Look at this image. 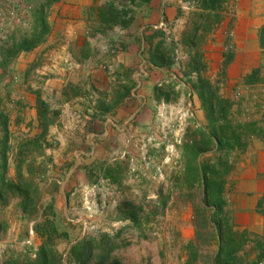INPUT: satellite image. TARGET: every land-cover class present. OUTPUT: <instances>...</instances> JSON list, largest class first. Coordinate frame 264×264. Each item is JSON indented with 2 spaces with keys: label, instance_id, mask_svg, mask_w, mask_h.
<instances>
[{
  "label": "rangeland",
  "instance_id": "374dc122",
  "mask_svg": "<svg viewBox=\"0 0 264 264\" xmlns=\"http://www.w3.org/2000/svg\"><path fill=\"white\" fill-rule=\"evenodd\" d=\"M64 2L66 0L55 3L62 7ZM239 3L240 0H224L220 22L212 31L199 29L195 34L196 26L208 13L200 11L195 3L174 1L175 17L160 24L161 28L152 29L153 33L144 35L147 36L145 43L152 46L147 52L151 60L161 39L159 35L151 43L148 39L157 31L164 34L165 40L158 52L159 57L163 56L159 68L164 74L152 92L137 89L134 96L126 100L130 109L138 111L128 113L135 130L134 139L119 146L118 156L126 163L124 176L118 175L115 179L119 182L105 181L93 168L90 175L93 182L77 187L76 190L83 193L74 194L75 198L82 199V205L78 203L80 208L66 207L58 211L54 195L56 188L61 186V178H43L44 163L37 164V157L30 154L20 156L16 182L4 187L6 204L0 207V216L9 222L0 225V233L5 235L10 221L18 225L10 229L8 241H3V236L0 239V264L10 258L20 261L24 256L34 260L42 244L37 233L42 225L55 228L50 242L58 264H264V201L258 207L264 196L255 207L260 219L254 221L247 213V201L241 202L244 207L240 209L237 198L233 202L232 197H236L234 184L225 176L223 210L216 213L211 203H203L202 184L195 175L196 163H212L219 156L229 160L233 170L246 150L236 148L221 152L205 146L203 134L209 129L204 105L196 91L199 77L225 102L226 122L236 131L239 142L247 140L248 146L253 138L261 137L264 132V121L254 118L262 102V93L259 94L254 86L258 83L264 91V52L256 69L235 83L226 81L228 65L237 53L235 25ZM53 4L47 5V0H30L18 25L20 30L16 31V37H11L12 41L31 35L39 26L35 16L38 10L48 21ZM94 4H98V9L94 12L96 15H91V21H100L105 27L117 25L130 40L131 14L117 17L116 23L110 21L109 5L121 11L127 1L95 0ZM8 23L14 27L12 22ZM109 31L115 36L121 34L118 28ZM215 39L219 40L218 45H214ZM259 41L260 44L264 42V25ZM112 51L108 54L113 57L116 49ZM140 55L145 58L142 53ZM135 62V67H130L125 75L137 74L138 85L142 84L149 67L141 59ZM131 83L130 79L128 85ZM112 92V99L118 104L124 91L119 87ZM47 101H42L40 112L48 124L57 118L58 112ZM216 108L214 102V110ZM222 125L225 127L226 123ZM44 144L47 148L48 143ZM79 217L83 221L78 220ZM214 222H218L219 229ZM30 228L35 234L32 241L36 251L33 247L27 250L23 245ZM81 254L80 262L77 256Z\"/></svg>",
  "mask_w": 264,
  "mask_h": 264
},
{
  "label": "crops",
  "instance_id": "0c3cea01",
  "mask_svg": "<svg viewBox=\"0 0 264 264\" xmlns=\"http://www.w3.org/2000/svg\"><path fill=\"white\" fill-rule=\"evenodd\" d=\"M94 1L66 0L62 7L52 3L44 43L8 57L7 51L14 41L11 37H16V31L20 30L18 25L30 0H0V207L6 204L4 187L16 182L20 156L30 154L37 157V164L44 163L43 178H61V186L54 195L58 211L80 208L78 203L82 205V199L76 196L77 200L74 194L83 193L77 187L93 182L90 176L93 168L113 184L119 182L115 181L118 175L124 176L126 172V163L118 156L119 146L134 139L135 130L128 113L138 111L130 109L126 100L137 89L152 92L164 74L162 68L148 60L147 52L152 46L145 43L144 35L175 17L172 7L177 0H150L135 8L130 40L117 25L105 27L100 21H91V15H96L98 9ZM236 21L237 53L226 73V81L231 84L256 69L263 57L259 32L264 25V0H240ZM113 28H118L121 34L113 35L109 31ZM218 41L215 39L214 45ZM112 48L116 49L113 57L108 54L114 52ZM136 59L149 67L138 85L137 74L125 75L130 67H135ZM119 87L124 91L120 95L123 101L115 104L112 91ZM254 87L262 93L254 118L264 121V91L258 83ZM41 101L49 102L58 112L46 131L39 116ZM44 142L48 143L47 148ZM29 146L31 150L26 151ZM227 177L234 184L236 197L232 199L234 202L237 198V208H243L241 202L247 201L248 215L258 221L255 207L264 196V132L251 140ZM107 199L108 202L110 197ZM113 203L108 204L116 207ZM78 220L83 221L80 217ZM3 222L9 221L0 216V225ZM9 224L5 235L0 233L3 241H8L10 229L18 225L12 221Z\"/></svg>",
  "mask_w": 264,
  "mask_h": 264
},
{
  "label": "trees",
  "instance_id": "16d2710c",
  "mask_svg": "<svg viewBox=\"0 0 264 264\" xmlns=\"http://www.w3.org/2000/svg\"><path fill=\"white\" fill-rule=\"evenodd\" d=\"M59 0H47V5L51 3H55ZM127 1V6H122V10L119 11L117 8H114L112 5H109L110 11V21L112 23H116L117 17L119 16H127L131 14L130 19H133L134 9L141 6L143 3H147L150 0H121ZM183 3H195V5L199 6L200 11L203 13L207 12L208 14L205 16L206 18L201 21L195 28V34L199 32V29L203 32L212 31L213 26L217 25L220 22V10L222 8V4L224 0H180ZM42 10V9H41ZM114 10V12L112 11ZM35 14L37 16L38 21L40 22L39 26L35 28L31 35L22 36L19 40H14L12 42L11 47L7 51L8 57H13L19 52H28L35 48L39 43L43 42L46 35L49 31V25L47 21L44 19L42 11L39 10ZM114 17V18H113ZM160 36L161 42L155 47V51L151 55V62L155 67H161L163 62V56L159 57V49L163 44L165 37L162 32H155L148 40L149 43L152 42L155 36ZM261 45L264 46V42H261ZM199 73V70H197ZM199 79L198 89L196 90L199 98L204 105L205 116L207 120V126L209 131H207L204 135V142L206 147L212 146L215 150H219L223 152L224 150H235L239 148L244 150L247 146V140L245 142H239V137L235 133L236 131L231 126L230 123H227V115H226V107L225 102L216 96L211 90V86L209 83L204 82ZM196 86V87H197ZM195 89V86H193ZM214 102H216V109L214 110ZM39 116L41 119V126L43 127V131H46V120L43 117V113L40 112V109L43 108L42 101L39 102ZM216 113V117H215ZM221 123V124H220ZM226 123L225 127L222 125ZM219 125V126H218ZM248 125L246 128H248ZM237 138V139H235ZM235 139V140H234ZM201 149V148H200ZM201 155V154H200ZM232 163L227 159H223L220 156L217 157L212 163L208 162H198L195 164V175L198 177L202 184V201L204 204L211 203L214 209H216V213H221L223 210V202H222V194H223V186L224 180L223 178L229 174L232 170ZM264 201V197L259 201L258 207L262 206ZM214 219V218H213ZM216 221V220H214ZM219 229L220 226L218 222H214ZM55 232V228L53 225L47 226L42 225L41 229H38V235L42 239V244L38 249V252L35 256V259L30 260L28 257L19 258V260H13L10 258L4 261L3 264H58V259L54 255V252L51 249V235ZM220 238V235H218ZM76 251L73 250V254ZM219 252L217 253V255ZM78 260L81 262V256H77Z\"/></svg>",
  "mask_w": 264,
  "mask_h": 264
},
{
  "label": "built area",
  "instance_id": "2783aa9c",
  "mask_svg": "<svg viewBox=\"0 0 264 264\" xmlns=\"http://www.w3.org/2000/svg\"><path fill=\"white\" fill-rule=\"evenodd\" d=\"M35 234L33 232V230L30 228L28 231V238L23 242V245L25 246V248H27V250H29L31 247H33L34 251H36L35 247L33 246V238H34ZM32 251V250H30ZM34 255V253L32 254Z\"/></svg>",
  "mask_w": 264,
  "mask_h": 264
}]
</instances>
